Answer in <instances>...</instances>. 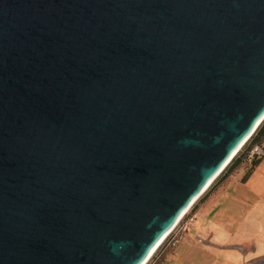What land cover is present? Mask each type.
Masks as SVG:
<instances>
[{
    "label": "water",
    "instance_id": "water-1",
    "mask_svg": "<svg viewBox=\"0 0 264 264\" xmlns=\"http://www.w3.org/2000/svg\"><path fill=\"white\" fill-rule=\"evenodd\" d=\"M264 119V0H0V264H142Z\"/></svg>",
    "mask_w": 264,
    "mask_h": 264
},
{
    "label": "rangeland",
    "instance_id": "rangeland-1",
    "mask_svg": "<svg viewBox=\"0 0 264 264\" xmlns=\"http://www.w3.org/2000/svg\"><path fill=\"white\" fill-rule=\"evenodd\" d=\"M242 155L240 162L226 167L191 207L193 222L186 230H181V242L176 250L178 253L181 246L186 248L185 259L172 258L173 264H245L242 258L264 259V155L255 166H249ZM248 202L255 205L252 211H249ZM190 233L189 239L195 240L187 247L182 238ZM166 242L146 264H161L173 253L178 244L170 247ZM251 242H255L257 250L244 257L247 249L238 244L246 247Z\"/></svg>",
    "mask_w": 264,
    "mask_h": 264
},
{
    "label": "built area",
    "instance_id": "built-area-1",
    "mask_svg": "<svg viewBox=\"0 0 264 264\" xmlns=\"http://www.w3.org/2000/svg\"><path fill=\"white\" fill-rule=\"evenodd\" d=\"M242 154H243L242 155L243 159L250 163L253 159H256L257 157H261L264 155V145L263 144L248 145L246 149L242 152ZM190 210L187 213L183 214L182 217H180V219L177 221V223L174 225V227L169 231V233L165 237L163 243L167 241L166 243L170 247H175L178 244L179 238L181 237V235H179L181 230H186L187 227L193 222L194 216L190 214ZM180 224L182 225L179 227V230L175 231Z\"/></svg>",
    "mask_w": 264,
    "mask_h": 264
},
{
    "label": "crops",
    "instance_id": "crops-1",
    "mask_svg": "<svg viewBox=\"0 0 264 264\" xmlns=\"http://www.w3.org/2000/svg\"><path fill=\"white\" fill-rule=\"evenodd\" d=\"M234 176V175H233ZM232 176V177H233ZM210 186V185H209ZM208 186V187H209ZM208 189V188H207ZM206 189V190H207ZM205 190V191H206ZM204 191V192H205ZM203 192V193H204ZM202 193V194H203ZM201 194V195H202ZM200 195V196H201ZM241 200V202L243 203V204H247V202L244 200V199H240ZM249 203V202H248ZM255 207V205H254V203H252V204H250L249 203V211H252V209ZM206 207V206H205ZM204 207V208H205ZM201 212L203 211V210H200ZM212 233V232H211ZM211 235H213V233L211 234ZM189 236H191V233L189 234V235H187L186 237H184V238H182V240H184V243L186 244L185 246H187V247H190V246H192V242H191V240L193 241V240H195L193 237L192 238H190L189 239ZM181 242V241H180ZM180 242L178 243V245H177V247H176V249H174L173 250V253L171 254V255H168L165 259H164V261L163 262H160L161 264H173V259L172 258H177V259H180V260H183V259H185V257H184V255H183V253H184V250L186 249V248H184V247H182L181 246V249H180V252H178V253H176V250L179 248V246H180ZM238 245H240V246H242V247H244V248H246L247 249V252H245V255H244V257L249 253V252H252V253H255L256 252V250H257V248H256V244H255V242H251L248 246H244L243 244H238ZM179 250V249H178ZM186 253V255H187V253L188 252H185ZM243 261H246L245 262V264H264V259L263 258H252V259H250V260H247L246 258H242V262Z\"/></svg>",
    "mask_w": 264,
    "mask_h": 264
},
{
    "label": "trees",
    "instance_id": "trees-1",
    "mask_svg": "<svg viewBox=\"0 0 264 264\" xmlns=\"http://www.w3.org/2000/svg\"><path fill=\"white\" fill-rule=\"evenodd\" d=\"M264 141V120L261 122V124L258 126V128L256 129V131L252 134V136L246 141V143L244 144L243 147H241L242 149L240 151H238L236 153V155L232 158V160L228 163V165L226 167L230 168L233 164H236L237 161L240 162V154L246 149V147L248 145H254V144H262ZM241 152V153H239ZM263 157V156H261ZM260 157H257L256 159H253L250 162L251 166H255L258 161H259ZM225 167V168H226ZM224 168V169H225ZM217 178V177H216ZM215 180V179H214ZM209 188V187H208Z\"/></svg>",
    "mask_w": 264,
    "mask_h": 264
},
{
    "label": "bare ground",
    "instance_id": "bare-ground-1",
    "mask_svg": "<svg viewBox=\"0 0 264 264\" xmlns=\"http://www.w3.org/2000/svg\"><path fill=\"white\" fill-rule=\"evenodd\" d=\"M263 120H264V119H263ZM263 120H262V121H263ZM245 143H246V142H245ZM245 143H244V144H245ZM244 144H243V145H244ZM243 145H242V146H243ZM242 146H241V147H242ZM240 149H241V148H239L238 151H239ZM238 151H237V152H238ZM237 152H236V153H237ZM236 153L233 155V157L236 155ZM233 157H232V158H233ZM232 158H231V160H232ZM231 160H230V161H231ZM230 161H228V162L225 164L224 168L228 165V163H229ZM224 168L222 169V171L224 170ZM222 171H221V172H222ZM221 172H220V173H221ZM213 181H214V179H213V180H212V181H211V182L205 187V189L203 190V192L208 188L209 185H211V183H212ZM203 192H202V193H203ZM202 193H201V194H202ZM201 194H200V195H201ZM200 195H199V196H200ZM199 196L193 201V203H192V204H191V205L185 210V212H184L183 214L187 213V212L191 209V207L193 206V204L195 203V201L199 198ZM181 217H182V216H181ZM168 233H169V232H168ZM168 233H167V234H168ZM167 234L162 238V240L157 244V246L154 248V250L150 253V255L146 258V260H145L142 264H146V263H147L148 259L151 258V256H152V255L155 253V251L157 250V248L161 246V244L163 243V241H164L165 237L167 236Z\"/></svg>",
    "mask_w": 264,
    "mask_h": 264
},
{
    "label": "flooded vegetation",
    "instance_id": "flooded-vegetation-1",
    "mask_svg": "<svg viewBox=\"0 0 264 264\" xmlns=\"http://www.w3.org/2000/svg\"><path fill=\"white\" fill-rule=\"evenodd\" d=\"M249 166H250V163H249Z\"/></svg>",
    "mask_w": 264,
    "mask_h": 264
}]
</instances>
